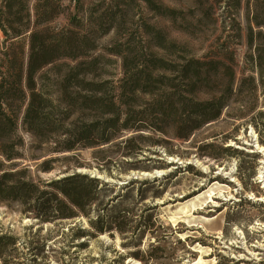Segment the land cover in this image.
Returning <instances> with one entry per match:
<instances>
[{"label":"rangeland","instance_id":"rangeland-1","mask_svg":"<svg viewBox=\"0 0 264 264\" xmlns=\"http://www.w3.org/2000/svg\"><path fill=\"white\" fill-rule=\"evenodd\" d=\"M126 1L119 9L120 31L97 38L95 20L112 0H63L66 14L81 21L79 31L96 39L95 56L107 59L99 71L103 79L121 77L123 57H155L169 67L182 59H236L237 77L255 81L245 82L219 120L185 139L164 124V133L124 132L110 144L65 152L62 144L75 138L74 119L65 122L67 135L46 138L20 122L19 156L10 162L0 157L2 169L36 184L81 174L100 178L101 185L86 215L53 223L35 219L18 202H0V264H264V72L245 65V59H264V30L250 22L246 8L264 0H152L160 12L147 0ZM166 9L180 14L173 20L163 16ZM258 11L264 19V10ZM146 25L175 47L157 48ZM55 26L71 27L64 16ZM3 41L0 31V46ZM120 43L130 50L109 54ZM42 75L40 89L63 107L56 70L48 67ZM194 98L204 102L210 96Z\"/></svg>","mask_w":264,"mask_h":264},{"label":"trees","instance_id":"trees-1","mask_svg":"<svg viewBox=\"0 0 264 264\" xmlns=\"http://www.w3.org/2000/svg\"><path fill=\"white\" fill-rule=\"evenodd\" d=\"M147 1L155 12L162 10L152 0ZM111 3L95 20L97 38L114 29L119 32L122 27L118 22V14L122 12L119 9L129 2ZM253 6L246 7L253 14L250 22L264 30V19L258 11L264 10V4ZM67 9L63 0H0V31L4 36L0 46V157L5 161L19 156L20 122L35 136L46 138L50 134L67 135L65 122L74 119L71 133H75V138L62 144L60 150L65 152L110 144L122 138L124 132L153 128L164 133V124L175 130V137L185 139L203 125L219 120L245 82L255 81L253 77H237L236 59H182L183 63L169 67L163 59L155 57H123L121 77L103 79L99 71L107 59L95 56L96 39L90 38L92 33L79 31L81 21L71 13L66 14ZM94 12L91 11V18ZM179 14L166 9L163 16L175 20ZM61 16L71 27H51ZM145 29L157 48L175 47L172 43L167 45L165 35L154 27L146 25ZM255 40L251 33L250 46ZM121 47L127 48L125 52L130 50L128 43H120L107 51L121 56L124 52ZM256 49V53L262 54ZM245 65L263 75L264 59H245ZM48 67L56 70L59 104L63 107L39 87L42 72ZM167 74L168 84L163 81ZM175 79H180L179 85L173 83ZM197 93L210 99L198 101L194 98ZM140 100L145 103H138ZM3 166L1 163L0 202H18L43 223L86 215L87 208L98 201L99 179L75 174L36 184L17 178V174L2 169ZM3 241L4 238L0 244Z\"/></svg>","mask_w":264,"mask_h":264},{"label":"bare ground","instance_id":"bare-ground-1","mask_svg":"<svg viewBox=\"0 0 264 264\" xmlns=\"http://www.w3.org/2000/svg\"><path fill=\"white\" fill-rule=\"evenodd\" d=\"M258 148L260 149V150H263V147H261V146H258ZM199 166H200V164H199V162L197 163ZM146 176H150L149 174H146ZM100 177V176H99ZM264 178V177H263ZM211 198L213 199V196H211ZM210 203H212V201H210ZM216 207H218L219 205H215ZM206 222H208V220H205ZM200 228L201 229H203V231L204 232H207V230H206V228L204 227V226H200ZM241 234V233H240ZM130 262V261H129ZM195 264H203L202 262H201V260H199L197 263H195Z\"/></svg>","mask_w":264,"mask_h":264},{"label":"water","instance_id":"water-1","mask_svg":"<svg viewBox=\"0 0 264 264\" xmlns=\"http://www.w3.org/2000/svg\"><path fill=\"white\" fill-rule=\"evenodd\" d=\"M98 179H100V178H98Z\"/></svg>","mask_w":264,"mask_h":264}]
</instances>
